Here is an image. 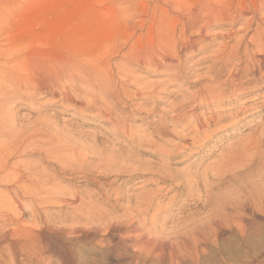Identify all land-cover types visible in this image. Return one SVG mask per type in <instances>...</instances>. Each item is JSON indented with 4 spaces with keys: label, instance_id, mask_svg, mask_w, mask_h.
I'll list each match as a JSON object with an SVG mask.
<instances>
[{
    "label": "rangeland",
    "instance_id": "obj_1",
    "mask_svg": "<svg viewBox=\"0 0 264 264\" xmlns=\"http://www.w3.org/2000/svg\"><path fill=\"white\" fill-rule=\"evenodd\" d=\"M174 1L0 0V164L67 201L40 206L47 254L18 264H250L236 224L254 219L249 256L264 258V214L249 210L264 191V79L246 71L260 30L213 21L190 46ZM171 37L176 64L160 56Z\"/></svg>",
    "mask_w": 264,
    "mask_h": 264
},
{
    "label": "bare ground",
    "instance_id": "obj_2",
    "mask_svg": "<svg viewBox=\"0 0 264 264\" xmlns=\"http://www.w3.org/2000/svg\"><path fill=\"white\" fill-rule=\"evenodd\" d=\"M172 3V2H171ZM172 4H170L171 6ZM172 7L174 8H179L182 9L185 7H188L186 9V11L188 10V13L185 17H181L180 21L183 22L180 33H181V39L182 37L185 38V36L187 35V33H189L191 35V33H195V39L191 38V39H187L186 43H189L190 46L193 44H197L198 42H200L199 40H203L204 41V35H206L205 33L207 32V30L209 29L210 25L212 24L213 21H217L220 23H230L232 26H234V24L237 23L238 18L240 17H247L248 20L246 19L247 23L244 25L246 28H250L253 25H256V29L260 30L259 33L255 34L254 37L250 38L249 43L251 42L252 46L254 47L255 51L253 54H251L250 57H248L249 55L246 54V56L249 58L248 62H251V67L249 69H245L247 71V73L250 75H255V77L258 75L259 76V80H263L264 79V30L262 28L263 26V22H264V0H175L173 2ZM170 7V8H172ZM196 12H195V10ZM181 11V10H180ZM183 11V10H182ZM185 11V12H186ZM179 12V11H178ZM181 13V12H180ZM177 15V14H176ZM181 16V15H180ZM172 19V17L170 18ZM175 20L177 19V21L179 20L178 17L174 18ZM180 22V23H182ZM177 23V22H176ZM242 23V21H241ZM175 24V23H174ZM214 24V23H213ZM173 25V23H172ZM177 25V24H175ZM215 25V24H214ZM229 25V24H228ZM224 26V25H223ZM166 27V25L164 26ZM176 27V26H175ZM220 27V26H219ZM174 28V27H173ZM169 29V28H168ZM172 29V28H170ZM175 29V28H174ZM172 29V30H174ZM255 29V28H254ZM166 30V29H165ZM257 30V31H258ZM168 32V31H167ZM166 32V33H167ZM171 32V31H170ZM170 32H168V34H170ZM162 33V32H161ZM166 33H162V34H166ZM172 33V32H171ZM174 33V32H173ZM188 34V35H189ZM236 34V33H235ZM171 35V34H170ZM175 35V34H174ZM178 35V34H177ZM161 36H165V35H161ZM168 36L166 35V38ZM174 37V36H173ZM176 37V36H175ZM180 37V35L178 36ZM188 37V36H187ZM165 38V37H164ZM172 38V37H171ZM169 39V37H168ZM180 39V38H178ZM177 39V40H178ZM161 40V39H160ZM164 40V39H163ZM166 40V39H165ZM173 40L174 42V38H172L169 42V44H167V46L170 44L172 45L173 43H171ZM176 40V41H177ZM183 40V39H182ZM176 41L174 42V45L170 46L169 48L167 47L164 51H162L160 53V56L162 55V58L169 64L174 62L175 59L178 58L176 51H177V45L175 44ZM181 41V40H180ZM239 41V40H238ZM182 42V41H181ZM185 42V40H184ZM163 43V42H162ZM185 43V45H186ZM188 44V47H189ZM239 44V43H237ZM161 45V43H160ZM162 45H165L164 43ZM184 45V44H183ZM181 45V46H183ZM159 46V45H158ZM166 46V45H165ZM155 47V46H154ZM157 47V45H156ZM162 47V46H161ZM238 47V46H237ZM153 48V47H152ZM186 48V47H185ZM157 49V48H155ZM181 49V48H180ZM16 47H10L9 48V52L6 53L8 55V59L7 61H9L10 63H14L13 66L11 64V66H9L8 70H9V74L10 72L14 71L16 72V68H18V70L20 69L19 65L16 66V61L13 58V52H15ZM148 50V49H147ZM152 50V49H150ZM162 50V49H161ZM187 50V49H186ZM248 50V49H247ZM146 51V50H145ZM154 51V50H153ZM152 51V53H153ZM17 52V51H16ZM15 52V53H16ZM151 52V51H150ZM156 52V51H155ZM184 52V51H182ZM245 52V51H244ZM248 52V51H247ZM252 52V51H251ZM14 53V55H15ZM141 53V52H138ZM138 53H136L135 55L138 56ZM147 53V52H146ZM158 53V52H157ZM246 53V52H245ZM249 53V52H248ZM5 54V55H6ZM17 54V53H16ZM130 54V52H129ZM250 54V53H249ZM127 55V54H126ZM142 55V54H141ZM151 53H147L144 54V56L142 58L139 57V60L141 62H152L155 60V57H151L150 56ZM155 55V54H154ZM153 55V56H154ZM158 55V54H157ZM229 55V54H228ZM227 55V57H228ZM238 53H236V55H234L235 57H238ZM129 56H127L128 58ZM133 57V56H131ZM158 58V56H156ZM222 57V56H221ZM230 57V55H229ZM228 57V58H229ZM246 57V58H247ZM16 58V57H15ZM232 58V56H231ZM230 58V59H231ZM6 59L4 62H6ZM11 59V61H10ZM134 59V58H133ZM136 59V58H135ZM215 59V58H214ZM218 59V58H217ZM221 60V59H220ZM233 60V59H232ZM231 60V61H232ZM15 61V62H14ZM160 62V60H158ZM157 61V62H158ZM163 61V60H162ZM217 61V60H216ZM133 62V61H132ZM177 63H179L178 61H176ZM7 63V62H6ZM6 63H4V65H6ZM127 63V62H126ZM164 63V62H163ZM166 63V64H167ZM175 63V62H174ZM45 64V63H44ZM165 64V63H164ZM176 64V63H175ZM3 65V66H4ZM161 65V64H160ZM33 66V65H32ZM37 66V65H36ZM144 66V65H143ZM246 66V65H245ZM27 67V66H26ZM24 67V68H26ZM30 67V65H29ZM170 67V66H169ZM247 67V66H246ZM28 68V67H27ZM34 68V67H33ZM37 68V72L40 73L42 72L45 75L48 74H52L53 71L55 72L54 67H52V69L48 66H45L42 64V66L39 67H35ZM39 68V69H38ZM14 69V70H13ZM62 70V68H60ZM67 69V68H66ZM22 70H24L22 68ZM30 71H33L31 69H27ZM242 70V69H241ZM29 71V72H30ZM52 71V73H50ZM244 71V70H243ZM28 73V72H27ZM32 73V72H31ZM36 73V72H35ZM34 73V74H35ZM41 73V75H43ZM243 73V72H242ZM246 73V74H247ZM14 74V72H13ZM11 75V74H10ZM55 75V74H53ZM242 75V74H241ZM13 76V75H12ZM18 76V75H17ZM35 76V75H34ZM52 76V75H51ZM20 77V75H19ZM27 77V76H26ZM28 77H33V76H28ZM27 77V78H28ZM37 77V76H35ZM45 77V76H44ZM47 77V76H46ZM233 82L238 83V86H242L243 83H240V71H237L236 75L232 76ZM17 77L15 76V79ZM22 78V77H21ZM26 78V79H27ZM247 78V77H246ZM15 79H13L15 81ZM20 78H17V80ZM23 79V78H22ZM29 79V78H28ZM33 79V78H31ZM29 79V80H31ZM36 79V78H35ZM254 79V78H253ZM16 80V81H17ZM41 80V79H40ZM251 80V79H250ZM22 81V80H21ZM23 81L25 82V80L23 79ZM28 82V80H26ZM241 81V80H240ZM253 81V80H252ZM255 81V80H254ZM258 81V80H257ZM19 82V81H18ZM12 83V82H11ZM20 83V82H19ZM34 83V82H33ZM245 83V82H244ZM28 84V83H27ZM236 85V86H237ZM221 91V90H220ZM233 91V90H232ZM221 93V92H220ZM246 107V106H245ZM241 110L240 112H237L236 114H230L226 117L224 116H219L218 119H214L211 120L210 122L212 124H215L218 121H223L226 118H230V117H235L237 115H239V113L244 112L246 109H244V105L240 107ZM212 117V116H211ZM214 117V116H213ZM199 124V123H198ZM208 124V123H207ZM197 125V124H196ZM210 125V124H209ZM208 125V126H209ZM204 126H206L205 123H203V125L199 126L200 129H202ZM195 127V126H194ZM197 128V127H196ZM195 128V129H196ZM205 128V127H204ZM199 129V130H200ZM197 130V129H196ZM195 132V131H194ZM200 132V131H199ZM197 134V132H196ZM195 135V134H194ZM194 137V136H193ZM188 139V138H187ZM185 142V140H184ZM1 160V159H0ZM2 162V161H1ZM5 162V161H4ZM9 172V173H8ZM15 175V176H14ZM20 175V174H19ZM16 173L15 172H10L8 169V165L6 163H3L2 165L0 164V184L5 181H11L12 179H16ZM21 176V175H20ZM162 180V179H161ZM175 185V184H174ZM11 191L12 196L9 198H5L3 196H0V243H6L8 242V245H4V249L0 250V264H18L19 261L21 260V256H22V252L25 250L27 251L28 254H31L33 256H36V254H41V256H45L46 250L44 246V241L46 240L45 237L43 236L41 229L43 225H39V222H37L38 220V214L41 211L40 206L47 203V202H64L66 203L67 201L63 200L61 195H57L54 193H51L52 191L47 188L45 185H33V186H29V184L26 182V180L22 181L19 179H16L15 184L13 185V187L9 188L8 191ZM158 191V190H157ZM155 192V191H154ZM143 193V192H142ZM151 193V192H150ZM21 195L24 196H28L30 198V203L29 205L26 207L27 209H29V214L27 216V214L25 213V211H22V205L18 202V199ZM145 195V193H144ZM157 195V194H156ZM154 196V194H153ZM258 196V195H257ZM148 198V197H147ZM152 198V196H151ZM136 199V198H135ZM134 199V201H135ZM156 199V198H155ZM14 200L17 202L16 204L14 203ZM148 200V199H147ZM142 201V200H140ZM77 201H73V203H75ZM135 203H138L137 201ZM144 203V202H143ZM264 204V191L262 193H260V195L258 196V198L253 199L252 201V206H250L251 208H249L250 212V218L252 217V219L258 216H262L264 214V209L261 208L260 204ZM150 204V203H149ZM153 204V203H151ZM142 205V204H141ZM145 205V204H144ZM133 206V205H132ZM131 206L132 209L135 210V208H133ZM147 206V205H146ZM151 206V205H150ZM149 206V207H150ZM141 207V206H140ZM145 207V206H143ZM127 208V206H126ZM139 209V208H138ZM138 209L136 208V212L138 211ZM145 209V208H144ZM150 209V208H149ZM129 210V209H127ZM140 210V209H139ZM143 210V209H142ZM21 211V212H20ZM141 211V210H140ZM149 211V210H148ZM146 213V211H144ZM127 213V212H126ZM140 213V212H138ZM129 214H131L129 212ZM133 214V211H132ZM136 215V213H135ZM142 215V214H141ZM145 215V214H144ZM134 218V217H133ZM135 219V218H134ZM142 220V219H141ZM251 220V219H250ZM258 220V219H257ZM140 221V220H139ZM259 222V221H258ZM258 222L255 221V219L248 224L246 226H242L239 225L238 223L236 224V227L239 229V239L241 238V243L242 245L245 246V248L243 249H247V252H245L244 254L247 253V256L251 259L250 264H264V258L261 259V255H260V250L259 253L257 251L256 254H253L252 256H249V253L253 250V247L256 246V242L254 245V239L251 238L250 233L251 232H255L258 230L259 226H258ZM261 223V222H260ZM139 224V222H138ZM138 226V225H137ZM9 227V229H8ZM261 227V226H260ZM46 228V227H45ZM3 229H8V230H4ZM260 229V228H259ZM45 230V229H44ZM43 230V231H44ZM131 230V229H130ZM133 230V229H132ZM131 230V231H132ZM135 232V231H134ZM49 234V233H48ZM51 236V235H50ZM49 239V238H48ZM240 242V241H239ZM237 244V243H236ZM55 245V244H54ZM52 246V245H50ZM55 247V246H54ZM242 247V246H241ZM49 248V247H48ZM185 248V247H183ZM257 248V247H255ZM51 249V248H49ZM49 251V250H48ZM47 251V252H48ZM264 251V250H263ZM262 251V252H263ZM26 253V252H25ZM24 253V254H25ZM262 254V253H261ZM40 256V257H41ZM188 256V255H187ZM246 256V258H247ZM193 257V256H192ZM236 257V256H235ZM31 258V257H30ZM41 259V258H40ZM39 259V260H40ZM243 260V259H242ZM37 261V260H36ZM177 261V260H176ZM235 261V260H234ZM21 262V261H20ZM246 263V262H245ZM243 264V263H242ZM248 264V263H247Z\"/></svg>",
    "mask_w": 264,
    "mask_h": 264
}]
</instances>
